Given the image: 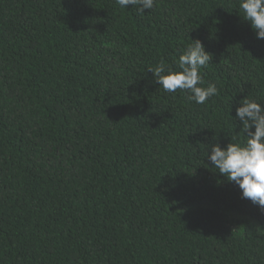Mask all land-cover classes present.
<instances>
[{"label": "trees", "instance_id": "trees-1", "mask_svg": "<svg viewBox=\"0 0 264 264\" xmlns=\"http://www.w3.org/2000/svg\"><path fill=\"white\" fill-rule=\"evenodd\" d=\"M239 5L0 0V264H264V210L207 159L264 103ZM196 39L219 89L203 105L148 72Z\"/></svg>", "mask_w": 264, "mask_h": 264}, {"label": "clouds", "instance_id": "clouds-1", "mask_svg": "<svg viewBox=\"0 0 264 264\" xmlns=\"http://www.w3.org/2000/svg\"><path fill=\"white\" fill-rule=\"evenodd\" d=\"M116 3L121 9L131 5L138 14L143 15L145 10L157 6L158 0H116ZM239 6L244 13L242 18L250 24L256 39L264 40V0H240ZM191 41L176 62L179 71H173L161 61L149 67L148 72L154 75L155 83L165 92H187L189 101L203 105L219 93L215 84L204 86L201 73V69L207 67L213 56L206 51L202 41ZM233 119L242 123L240 133L246 139L243 143L231 142L227 147L219 143L210 146L207 159L218 169L219 174L239 187L242 199L264 210V103L248 97L243 99Z\"/></svg>", "mask_w": 264, "mask_h": 264}]
</instances>
